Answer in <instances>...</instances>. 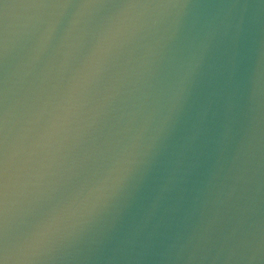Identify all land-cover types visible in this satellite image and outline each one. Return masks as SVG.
Masks as SVG:
<instances>
[{
	"label": "water",
	"instance_id": "obj_1",
	"mask_svg": "<svg viewBox=\"0 0 264 264\" xmlns=\"http://www.w3.org/2000/svg\"><path fill=\"white\" fill-rule=\"evenodd\" d=\"M0 264H264V0H0Z\"/></svg>",
	"mask_w": 264,
	"mask_h": 264
}]
</instances>
